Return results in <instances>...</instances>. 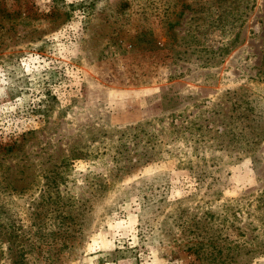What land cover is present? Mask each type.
I'll return each instance as SVG.
<instances>
[{
    "label": "rangeland",
    "instance_id": "rangeland-1",
    "mask_svg": "<svg viewBox=\"0 0 264 264\" xmlns=\"http://www.w3.org/2000/svg\"><path fill=\"white\" fill-rule=\"evenodd\" d=\"M0 264H264V0H0Z\"/></svg>",
    "mask_w": 264,
    "mask_h": 264
}]
</instances>
